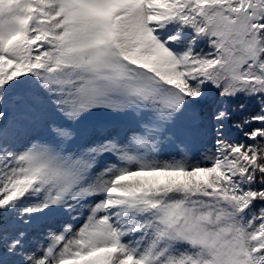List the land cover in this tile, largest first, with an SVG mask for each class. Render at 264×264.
Wrapping results in <instances>:
<instances>
[{
  "label": "snow or ice",
  "instance_id": "6c2138e0",
  "mask_svg": "<svg viewBox=\"0 0 264 264\" xmlns=\"http://www.w3.org/2000/svg\"><path fill=\"white\" fill-rule=\"evenodd\" d=\"M0 264H264V0H0Z\"/></svg>",
  "mask_w": 264,
  "mask_h": 264
},
{
  "label": "rangeland",
  "instance_id": "374dc122",
  "mask_svg": "<svg viewBox=\"0 0 264 264\" xmlns=\"http://www.w3.org/2000/svg\"><path fill=\"white\" fill-rule=\"evenodd\" d=\"M188 38L189 39L191 38L190 34H189ZM195 50L198 52H202V51L207 52L209 49H208L207 44L201 42V43L197 44ZM213 92L215 93V95L210 96L208 99V105H211V106H214L216 104V102L219 101V99H220L219 90L213 89ZM240 103H245L242 98H237L236 100H231L228 102L227 110L231 115V119H229L228 121L225 122V129H226V136L229 139H235V140L243 141L245 139L243 134L238 132L234 128H232L231 125H232V123L242 119L243 116L254 114V112L256 111V108H255V106H253L251 104H246L245 110L241 113L238 110V106ZM233 109H237V111L234 112ZM245 130L247 131V128ZM40 135L43 136V132H41ZM247 142L251 143V141H247ZM59 225H60V221H57L52 225V227L55 229H59ZM77 227H79V224H77ZM37 239L42 240L43 239L42 235L37 234ZM43 242L45 244H47L46 240H44Z\"/></svg>",
  "mask_w": 264,
  "mask_h": 264
},
{
  "label": "trees",
  "instance_id": "16d2710c",
  "mask_svg": "<svg viewBox=\"0 0 264 264\" xmlns=\"http://www.w3.org/2000/svg\"><path fill=\"white\" fill-rule=\"evenodd\" d=\"M256 125H252V127H255ZM247 130H250V129H247Z\"/></svg>",
  "mask_w": 264,
  "mask_h": 264
}]
</instances>
